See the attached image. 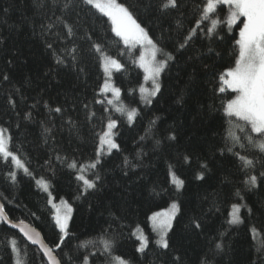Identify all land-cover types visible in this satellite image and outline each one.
I'll return each instance as SVG.
<instances>
[{
    "label": "trees",
    "instance_id": "obj_1",
    "mask_svg": "<svg viewBox=\"0 0 264 264\" xmlns=\"http://www.w3.org/2000/svg\"><path fill=\"white\" fill-rule=\"evenodd\" d=\"M117 2L129 7L137 22L175 57L162 73L161 92L150 107L141 102L139 92L145 83L138 64L140 51H131L123 44L107 17L80 0H75V6L66 12L61 6L53 8L50 0L42 8H37L34 0H0V77L7 74L10 78L0 79V125L9 128L13 147L20 149L19 155L31 172H16L13 184L8 177L9 165L0 163V202L6 215L13 223L23 222L38 230L46 244L55 248L62 234L51 201L67 202L72 208L70 235L56 252L62 258L61 264H83L85 257L89 264H110L111 256L103 250L102 239L114 240L112 255L129 264H177L175 255L182 257L183 264H201L202 260L207 264H264V184L247 190L238 159L227 151L221 155L228 130L233 131L236 121L223 112L235 94L219 92V77L235 66L239 54V28L229 29L224 22L227 6L218 9L215 18L221 23L214 32L207 31L211 22L204 21L187 46L180 49L179 43L195 27L202 0H179L181 7L167 12L159 9L160 0ZM58 16L75 25L74 39L65 36ZM178 21L181 28H177ZM49 24L55 26L49 30ZM86 33L91 41L84 38ZM93 42L123 65L113 82L121 88L123 104L140 109L134 123L114 114L107 103H95L103 98L100 91L105 78ZM73 43L78 46L77 61L57 65L47 45L52 44L59 52ZM9 94L16 101L15 108L8 103ZM180 97L183 103L177 104ZM45 103L61 107L62 113H50ZM91 112H95L94 117ZM28 113L30 119L26 118ZM109 115L119 121L116 141L120 151L102 157L98 190L81 195L82 182L76 179L77 173L57 156L84 162L93 158L97 133L104 127L102 118ZM156 117L160 119L149 131L150 121ZM69 119L73 124L68 123ZM45 128L52 129L50 135ZM170 134L177 139L168 140ZM236 135L244 137L237 130ZM241 142L247 143L243 139ZM227 146H233L231 140ZM234 150L257 158L255 169L249 172L264 170L260 153L245 152L238 146ZM185 155L191 158L190 163L184 162ZM125 157L129 165L124 164ZM202 163H207V170L200 167ZM169 165L185 180L179 192L170 182ZM201 171L204 179L198 180ZM40 179L49 182L50 194L39 187ZM237 190L243 200L235 195ZM173 202L180 205V212L168 233L170 249L163 250L155 243L158 237L150 218L170 210ZM232 203L247 204L252 209L251 215L242 209L244 224L228 225ZM194 219L201 224L200 229L194 227ZM137 227L150 241L143 254L137 251ZM221 233L222 252L214 248ZM11 238L17 239L22 249L27 248L26 264H47L38 249L2 222L0 264H14L8 246ZM85 241L92 243L81 247Z\"/></svg>",
    "mask_w": 264,
    "mask_h": 264
},
{
    "label": "snow or ice",
    "instance_id": "obj_2",
    "mask_svg": "<svg viewBox=\"0 0 264 264\" xmlns=\"http://www.w3.org/2000/svg\"><path fill=\"white\" fill-rule=\"evenodd\" d=\"M84 5L91 6V8L97 10L103 16L107 17L111 21L112 31L117 37H119L125 46L130 49L140 47L143 49V54L139 56V66L145 73L144 80L151 82V88L141 86L139 92L142 97V103L150 107L153 100L161 92L160 77L161 74L169 66V61H174L175 57L170 52H165L156 40L150 35L149 31L141 26V23L137 22L133 12L129 7H126L122 3H118L117 0H80ZM37 8L45 6L46 0H34ZM53 8L61 6L62 10L66 12L69 8L75 6V0H64L61 4V0H50ZM203 7L198 10V20L195 22V27L190 29V34L184 37V40L179 43V48L183 49L187 46V42L192 39V35L195 34L197 28L201 26L204 21H210L211 27L207 28L209 33L216 30L217 26L221 23V20L215 18L218 16V9L221 6H227L228 15L226 21H224L229 29L237 22H240V18L243 17L242 27L239 30V45L238 59L235 62L233 68L228 69L226 72L220 75L219 80L221 82L218 90L224 93L226 89H230L231 92L236 93L235 98L230 99L223 109V112L227 118L235 117L239 121L245 122L244 125H235L241 132L255 133L246 134L244 137L236 135L231 129L228 130L226 137V148L221 150V155L225 151L234 155L239 161V170L245 173L246 178L242 181L246 189L251 191L258 188L261 184H264V170L258 174L249 172V169H255L257 162L256 157L249 158L247 155H241L240 152L234 150L235 146L243 149L245 152L256 151L260 153L259 160L264 161V0H202ZM181 7L179 0H160L159 9L162 12L169 10H178ZM222 10V9H221ZM55 15V13H53ZM57 21L65 29V36L67 38L76 37V29L73 23H70L63 16H58ZM55 25L49 24L48 29L51 30ZM182 25L177 22V28H181ZM207 27V26H206ZM86 39L91 41V35L85 34ZM47 47L52 49L53 57L57 65H65L68 63H75L77 61L78 46L73 43V46L66 47L59 52L53 49L52 44H48ZM92 48L96 53H99V59L102 60L103 71L106 74L103 86L100 91L102 99L96 100L95 103L101 105L107 103L115 112L120 113L121 116H126L129 123H134L136 118L140 115L139 108H128L121 101V88L115 86L112 82L113 70L120 71L123 65L117 60L109 56L101 47L100 44L92 43ZM160 57V58H158ZM4 81H8L10 78L7 74L0 77ZM19 92V89H16ZM108 93H111L112 98H108ZM8 103L15 108L16 101L12 99L11 94L8 97ZM177 104L183 103V97H180L176 101ZM45 108L48 111L55 113H62L61 107H50L45 103ZM88 108V105H84ZM104 111H109L105 108ZM91 117L95 116V112L90 113ZM26 118H31V113H28ZM160 117H156L150 121L149 131L156 125ZM104 121V127L99 133L98 146L93 158L89 161H78L73 158L57 156L58 160L66 162L68 168L77 173L76 179L81 184V195H87L89 190H98V182L101 177L99 175L100 166L103 163L102 157L105 155H111L112 150L120 151V144L116 141V136L119 134L116 129L118 128L119 121L113 119L111 115L102 118ZM231 122V121H229ZM69 124H73L71 119L68 120ZM18 127V126H17ZM75 127V125H73ZM45 133L51 134V128H45ZM141 140L145 137L141 136ZM170 141L177 139L175 134H170L167 137ZM245 140L247 143H242L241 140ZM231 140L233 146H227V141ZM160 141H157L159 144ZM20 149L13 147V137L8 127L0 125V163L9 165L8 177L11 182L16 183V171L22 170L25 174H31L30 168L26 161H24L19 155ZM185 163H190L191 158L187 155L183 157ZM124 164L129 165L127 157L124 158ZM15 167L16 171L12 170ZM202 169L207 170V163L200 165ZM87 174V175H86ZM170 182L175 186L176 191L183 190L185 186V180L180 178L169 165ZM196 179L203 180L204 172L201 171L197 174ZM38 185L45 191H49V182L44 179L37 181ZM235 195L243 200L244 197L240 191L237 190ZM55 209V223L59 227V231L62 234L59 242L55 245V248L49 247L41 237V234L29 225L20 223H11L7 220L4 204L0 203V222L9 223L12 228H19V231L23 234V237L27 239L33 245H39L44 256L47 258V264H61V256L56 252L63 245L64 241L70 235L68 231V222L71 218L72 208L65 201H61L59 205L53 203ZM242 209L246 211L247 215L252 214V209L247 204L232 203L231 211L229 213L230 218L227 219L229 226L242 225L245 222V216L242 215ZM63 210V211H62ZM219 211V209H216ZM180 212V205L177 202L171 204L169 211L164 213H156L150 219L152 221V229L157 235L155 243L163 250L170 249V243L168 233L172 229V223L176 218V215ZM193 225L196 229L201 228V224L197 220H193ZM255 233L256 229H252ZM134 235L140 241L137 251L143 254L149 247L150 241L148 237L137 227ZM221 239L214 244V248L217 251L224 250V244ZM255 238V236H254ZM92 241H85L80 246L87 247ZM101 244L103 250L111 256L110 264H129V261L118 256L112 255V251L115 247V241L112 239H102ZM8 246L11 249V253L14 255V264H26L27 248L23 249L18 245V241L15 238L8 240ZM23 252V256H22ZM174 260L177 264H183L182 257L179 255L174 256ZM83 264H89L87 257L84 258ZM201 264H207L206 260H202Z\"/></svg>",
    "mask_w": 264,
    "mask_h": 264
},
{
    "label": "rangeland",
    "instance_id": "obj_3",
    "mask_svg": "<svg viewBox=\"0 0 264 264\" xmlns=\"http://www.w3.org/2000/svg\"><path fill=\"white\" fill-rule=\"evenodd\" d=\"M243 20H244V18L243 17H241L240 18V22H237L235 25H233L232 27H231V29H235L236 27H238L239 28V30H240V28L242 27V22H243ZM111 22V21H110ZM239 30H238V37H239ZM119 38V37H118ZM120 39V38H119ZM121 40V39H120ZM122 41V40H121ZM123 42V41H122ZM124 44V43H123ZM127 47V46H126ZM128 48V47H127ZM130 49V48H129ZM131 51H134V50H139L140 51V55L141 54H143V49L142 48H140V47H136V48H133V49H130ZM158 58H160V57H158ZM138 64H139V58H138ZM140 67V66H139ZM141 70L143 71V69L141 68ZM104 72V71H103ZM118 71H116V70H113V73H112V77L114 78V74L115 73H117ZM144 73V72H143ZM144 75H145V73H144ZM162 75V74H161ZM104 78L106 79V74L104 73ZM161 78V77H160ZM112 82H113V79H112ZM114 83V82H113ZM143 87H146V88H151V82L150 81H145V83H144V86ZM226 90H228L229 92H231V90L230 89H226ZM233 93V92H232ZM235 94V96H236V93H234ZM108 95V98H112L111 97V93H108L107 94ZM122 101V100H121ZM108 107L111 109V111H113V113L114 114H116V115H121L120 113H117V112H115L114 111V109H112V107L110 106V105H108ZM232 118H234L235 119V125H244V123L245 122H243V121H239V120H237L235 117H232ZM236 127V126H235ZM234 126H233V131L236 133V130H237V132H239V133H241V134H243L244 136L246 135V134H251V135H253V136H255L256 134L255 133H249V132H241V131H239V128H235ZM112 151H114V150H112ZM105 156H107V155H105ZM15 171H16V169H15ZM19 171H22V170H19ZM16 172H18V171H16ZM40 187V186H39ZM41 188V187H40ZM42 189V188H41ZM43 190V189H42ZM44 191V190H43ZM45 192V191H44ZM46 193H48V194H50V185H49V191L48 192H46ZM53 201H51V204L53 205ZM55 204H57V205H59L60 204V202L59 203H55ZM54 211H55V209H54ZM63 211V210H62ZM169 211V210H168ZM68 224H69V222H68Z\"/></svg>",
    "mask_w": 264,
    "mask_h": 264
},
{
    "label": "water",
    "instance_id": "obj_4",
    "mask_svg": "<svg viewBox=\"0 0 264 264\" xmlns=\"http://www.w3.org/2000/svg\"><path fill=\"white\" fill-rule=\"evenodd\" d=\"M1 203V202H0ZM7 220L8 221H10V219L8 218V216H7ZM11 222V221H10ZM8 229H10L11 231H14V232H16L28 245H30V246H32V247H34V248H36V249H38V251L41 253V255L44 257V259L46 260V262H47V258L44 256V254H43V252H42V250L39 248V245H33V244H31L29 241H27V239L26 238H24L23 237V234L19 231V228H12L11 226H10V224L9 223H6V222H2ZM11 223H13V222H11ZM24 224H26V223H24ZM28 225V224H27ZM30 226V225H29ZM31 227V226H30ZM32 229H34L33 227H31ZM35 231H37L36 229H34ZM37 232H39V231H37ZM40 233V232H39ZM41 234V233H40ZM41 237H42V235H41ZM42 239H43V237H42ZM44 240V239H43ZM45 242V241H44Z\"/></svg>",
    "mask_w": 264,
    "mask_h": 264
},
{
    "label": "bare ground",
    "instance_id": "obj_5",
    "mask_svg": "<svg viewBox=\"0 0 264 264\" xmlns=\"http://www.w3.org/2000/svg\"><path fill=\"white\" fill-rule=\"evenodd\" d=\"M38 231V230H37ZM42 235V234H41ZM43 237V236H42ZM44 239V238H43ZM45 241V240H44ZM46 243V242H45Z\"/></svg>",
    "mask_w": 264,
    "mask_h": 264
}]
</instances>
